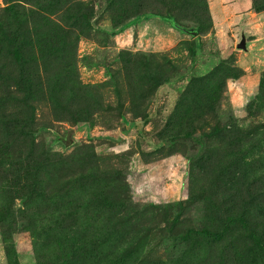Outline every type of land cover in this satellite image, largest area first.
<instances>
[{
	"label": "rangeland",
	"instance_id": "rangeland-1",
	"mask_svg": "<svg viewBox=\"0 0 264 264\" xmlns=\"http://www.w3.org/2000/svg\"><path fill=\"white\" fill-rule=\"evenodd\" d=\"M0 264H264V0H0Z\"/></svg>",
	"mask_w": 264,
	"mask_h": 264
},
{
	"label": "water",
	"instance_id": "water-1",
	"mask_svg": "<svg viewBox=\"0 0 264 264\" xmlns=\"http://www.w3.org/2000/svg\"><path fill=\"white\" fill-rule=\"evenodd\" d=\"M174 26H175V28L177 30H179V31H181L183 33L189 34L191 36H196L197 35V31L194 28L187 29V28H184V27L179 26L177 24H175ZM237 47H238V49L247 50V43H246L245 36H242L241 41H240V43L238 44ZM71 137H72V132L68 135L67 140H66V144L68 146H70L72 144V142H73Z\"/></svg>",
	"mask_w": 264,
	"mask_h": 264
},
{
	"label": "trees",
	"instance_id": "trees-1",
	"mask_svg": "<svg viewBox=\"0 0 264 264\" xmlns=\"http://www.w3.org/2000/svg\"><path fill=\"white\" fill-rule=\"evenodd\" d=\"M166 20L168 21V23L171 25V26H173L174 28H175V24H177V25H179L176 21H175V19H173V18H166ZM179 26H181V25H179ZM183 27V26H182ZM185 28V27H184ZM188 29V28H187ZM195 29V28H194ZM196 30V29H195ZM197 31V30H196Z\"/></svg>",
	"mask_w": 264,
	"mask_h": 264
}]
</instances>
